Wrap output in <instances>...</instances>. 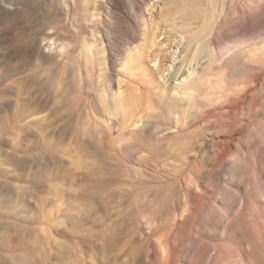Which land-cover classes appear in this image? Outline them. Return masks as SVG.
<instances>
[{"label": "rangeland", "instance_id": "374dc122", "mask_svg": "<svg viewBox=\"0 0 264 264\" xmlns=\"http://www.w3.org/2000/svg\"><path fill=\"white\" fill-rule=\"evenodd\" d=\"M232 1L0 0V264H212L219 251L215 264H264V90L263 104L223 113L259 91L248 79L264 67L234 48L264 46V13L239 17ZM226 13L234 26H219ZM193 34L204 74L222 81L191 103L165 100ZM189 187L208 198L191 226ZM236 221L243 236H224Z\"/></svg>", "mask_w": 264, "mask_h": 264}, {"label": "bare ground", "instance_id": "6f19581e", "mask_svg": "<svg viewBox=\"0 0 264 264\" xmlns=\"http://www.w3.org/2000/svg\"><path fill=\"white\" fill-rule=\"evenodd\" d=\"M232 3H234V12H236V15L237 16H239V17H242L243 15H245V14H251L252 12H254L255 14H256V16L257 17H262V14L264 13V0H245V1H242V0H233L232 1ZM222 11V10H221ZM98 15H96V13H94V15L92 14V17L94 18H92L93 19V21L95 20V19H97L98 17H97ZM222 16V15H221ZM228 19H229V15L226 13L225 15H223L222 16V18H221V20H220V22H219V26H222V25H233L234 26V24H232L231 22H228ZM97 20H95L93 23H95ZM260 22H261V20H260ZM237 26V25H236ZM234 29L237 31V32H244V29H239V28H236V27H234ZM177 29L176 28H174L173 27V31H176ZM93 32H94V34L95 35H100V30L99 29H95V30H93ZM165 34H167L166 36L167 37H169V34H171V32L170 31H166L165 32ZM172 35V34H171ZM50 36V35H49ZM94 36V35H93ZM193 36H195V34H193ZM95 37V36H94ZM101 37V36H100ZM99 37V38H100ZM143 37H144V40H145V47L146 48H149L150 46H151V44H150V42H151V40H152V38H153V34L151 33V32H145L144 34H143ZM185 36H183V39L185 40ZM95 39V38H94ZM97 39V38H96ZM153 42V41H152ZM204 41L203 42H201V40L200 39H198L197 38V36H195V39L193 40V42L192 41H188V44H190L191 45V47H193L192 48V50L194 51H192V52H189L187 49V51H185V50H181L180 49V45L178 46L177 45V50L174 52V54H173V62L175 63V64H177V66H176V68H175V71L173 72V74H172V76H171V78H170V80L172 81L171 82V85H170V87L169 88H167L166 87V89H165V93H164V95L166 96L165 97V100L166 99H168V101H169V99H171V101L172 100H180V101H188V102H193V100H194V98L195 97H199L200 96V94H199V89H200V87L201 86H205V85H207V86H212V89H215V88H213V86L214 85H218L217 83H220L222 80H221V76H220V80L221 81H219V82H216V81H213V79H210V77H207L205 74H204V71H205V62L203 63V60L204 59H202L201 58V56H200V54L198 53L200 50H201V48L203 47V45H204ZM154 44V43H153ZM52 45L53 44H51L50 46L52 47ZM89 46V48H87V49H89V53H92V54H95V49H96V47H97V45H95V44H88ZM49 46V47H50ZM85 46H87V44L85 45ZM55 48V47H54ZM151 48V47H150ZM186 48H187V46H186ZM135 49V48H134ZM136 50V49H135ZM60 51H62V49L60 50ZM134 51V50H133ZM101 52V51H100ZM237 52H243V54H244V56H245V58H247L248 59V61H250V63H252V64H255V65H257V68H258V66H262V67H264V46H262L261 48H251V49H248L247 50V48L246 47H239L238 48V46L236 45L235 46V48H234V53H237ZM181 54H183L182 56H181ZM91 55V54H90ZM98 55H100V53L98 54ZM131 56H129V57H131L130 59H128V60H130L132 63H134V62H138L137 60L135 61L134 59H135V57H136V55H135V52H132L131 54H130ZM94 57V56H93ZM212 59H214V58H212ZM92 62H93V60H92ZM130 62V63H131ZM131 63V64H132ZM210 63V62H209ZM93 64H94V62H93ZM135 64V63H134ZM213 65H214V63H212ZM211 65V64H210ZM127 66V65H126ZM212 66V65H211ZM202 67V70L200 69ZM213 68H214V66H213ZM260 69H262V68H260ZM167 71V70H166ZM165 71V72H166ZM206 71H208V69L206 70ZM208 72H210V71H208ZM211 72H212V69H211ZM148 73V72H147ZM146 75V74H145ZM216 76V75H215ZM152 77V76H151ZM154 77V76H153ZM164 77V76H163ZM212 77V76H211ZM213 77H214V74H213ZM216 78V77H215ZM219 78V77H218ZM217 78V79H218ZM150 79V78H149ZM153 79V78H152ZM249 81L248 82H253V84H255L257 87H260L258 90L259 91H257L256 89H250V86H248L249 87V90H247V91H245L244 89V94H243V96L241 97V99H240V101H232L228 106H224L223 108V113H225V114H227V120H232V118H230V115L232 114V113H235V114H237V112H238V108H240V107H243V106H250L251 105V103L252 102H255L257 105H261V104H263V100H260V101H258L256 98H255V95L258 93V92H261V91H263L264 90V69H263V71H262V73H260L259 75L257 74L256 76H250L249 77V79H248ZM218 81V80H217ZM248 82H247V84H248ZM153 84V83H152ZM250 84H252V83H250ZM252 84V85H253ZM148 86H150V85H148ZM220 86V85H219ZM153 87V86H152ZM211 88V87H210ZM151 89V88H150ZM149 89V90H150ZM217 89V91H218V89L219 88H216ZM155 90V89H154ZM145 91V90H144ZM215 91V90H214ZM216 92V91H215ZM215 92H213V93H215ZM240 92L242 93L243 91H241L240 90ZM218 93V92H217ZM139 94V93H138ZM164 95H163V97H164ZM219 96H221V95H219ZM117 96H115L114 97V99L116 98ZM118 97H120L121 98V96H118ZM124 97V96H123ZM122 97V98H123ZM126 97V96H125ZM140 97V96H139ZM137 98V99H139V101H138V103H139V106H138V104L136 103V110L138 109V114H140L141 116H143V115H145L146 113H148V109L150 108L151 109V106H150V104H149V108H148V104L146 105V107H144V104H143V101H144V93L143 94H141V97L140 98ZM113 98H112V100H114ZM129 100V99H128ZM134 100V99H133ZM133 100H132V102H133ZM141 100V101H140ZM170 101V102H171ZM123 101H122V99H119V98H116L115 99V103L117 104V106H118V108H121V111L123 112V114H124V110H126V112L129 110L127 107H125L124 106V103H122ZM126 102H128L129 103V101H126ZM135 102V101H134ZM114 103V105H116ZM131 103V102H130ZM225 103V102H224ZM223 104V103H222ZM125 105H126V103H125ZM256 105V106H257ZM116 106V107H117ZM127 106V105H126ZM129 106H131V104L129 105L128 104V107ZM132 107V106H131ZM135 107V106H134ZM125 108V109H124ZM133 108V107H132ZM149 109V111H151ZM135 109H133V111H134ZM116 111H117V108H116ZM132 110L130 109V111H129V114L131 115H129L128 113H126L125 112V114H127V116L129 117H127L125 114L123 115V116H126L127 118H128V120H131L132 119V114L130 113ZM185 111H187V110H185ZM121 112V113H122ZM150 114V113H149ZM182 114H184V111H183V113ZM182 114H180V112H177V111H174V110H169V115H170V118H173L174 119V121L175 122H177V123H180V121L182 120ZM120 115H122V114H120ZM147 115V114H146ZM185 115V114H184ZM125 117V118H126ZM131 117V118H130ZM134 117V116H133ZM185 118V117H184ZM127 120V119H126ZM183 122V121H182ZM235 122V121H234ZM129 123H131V121L129 122ZM125 124H127V121H126V123ZM172 130V128H170V130L169 131H171ZM242 136V134L239 132H235V133H232V134H228L227 135V138H226V141H223L224 143H227V147H228V149H227V155H230L231 154V152H233V150L235 149V147H236V143L239 141V138ZM220 137V136H219ZM223 142H221V143H223ZM218 144H220V143H218ZM185 150V149H184ZM182 152V151H181ZM186 154H188V153H186ZM185 154V155H186ZM182 157V156H181ZM190 157V156H189ZM240 164H241V161L240 160H238L237 161V166H240ZM189 182V181H188ZM187 182V183H188ZM186 183V182H185ZM184 183V184H185ZM183 184V183H182ZM191 184V183H190ZM195 184V183H194ZM200 184V183H199ZM202 185V184H201ZM185 186V188L184 189H186L187 187H188V185H184ZM187 186V187H186ZM195 186V185H194ZM204 186V185H203ZM183 187V186H182ZM191 187V186H190ZM190 187L188 188L189 189V191H190ZM195 189V188H194ZM205 189V188H204ZM203 188H202V190H204ZM192 190V189H191ZM196 190V189H195ZM192 190V191H190L189 193L190 194H196L197 195V199L198 200H200V202L198 203V209H197V211H196V214L195 215H192V216H189V218H188V220H186V224L187 225H189V226H191V225H193V224H195L196 223V220H197V218L201 215V213L206 209V207H207V204H208V198L206 197L207 195H206V193L204 194L205 196H203L202 194H203V192H201L198 188H197V190H199L202 194H201V196H200V193L198 194V191L196 190ZM183 191V190H182ZM185 193V192H184ZM187 193H188V191H187ZM186 197H187V195H185ZM263 196H264V192H263ZM189 198H190V196H189ZM188 198V199H189ZM196 200V199H195ZM209 204H212V203H209ZM213 205V204H212ZM216 207V206H215ZM208 214H210L211 215V217H213V218H216L217 216H216V214H215V211H213V210H210V212L208 213ZM209 216V215H208ZM210 220V219H209ZM217 220H220L219 218L217 219ZM217 220H213V221H215V223L217 222ZM210 221H212V220H210ZM212 224H213V222H212ZM217 225V224H216ZM255 228V227H254ZM257 228V227H256ZM261 228V227H260ZM263 228V227H262ZM221 229V228H220ZM219 229V230H220ZM218 230V231H219ZM222 230H223V235L224 236H233V235H235V236H237L238 238H241V236H243V233H241V229H240V227H239V221H236L235 223H231L229 226H225V227H223L222 228ZM257 230H258V228H257ZM244 231L246 232V230L244 229ZM256 231V230H255ZM263 231H264V228H263ZM259 232H262V231H259ZM221 233V234H222ZM222 235V236H223ZM183 238L182 237H180V240H182ZM248 239H249V237H248ZM250 239H251V237H250ZM246 240V237H243L242 239H241V241H245ZM247 241V240H246ZM250 241H253V239L252 240H250ZM249 242V241H248ZM252 243H250V245H251ZM245 245V244H244ZM248 245V244H247ZM252 246V245H251ZM220 247V246H219ZM215 248V247H214ZM248 248V247H247ZM250 248V247H249ZM162 249H163V247H162ZM176 250L178 249V248H175ZM175 249H173V250H175ZM222 249V248H221ZM251 249H252V247H251ZM179 250V249H178ZM194 250V249H193ZM162 251H164V250H162ZM196 251V250H195ZM217 251H219V249L217 250ZM249 251V250H248ZM222 252V251H221ZM221 252L219 251L218 253H219V255H218V257H216L215 259H214V263H212V264H215L218 260V258H219V256L221 255ZM173 253V252H172ZM204 253H205V250H201V252L198 254V255H196L197 256V260H198V262L202 259V256L204 255ZM217 253V254H218ZM190 254V253H189ZM216 255V254H215ZM246 255V254H245ZM172 256V255H171ZM194 256V255H193ZM192 256V257H193ZM214 258V257H213ZM222 258V257H221ZM213 261V260H212ZM202 262H203V260H202ZM229 262V261H228ZM227 262V264H229ZM168 263V262H167ZM200 263H201V261H200ZM211 263V262H210ZM223 263H225L224 261H223ZM234 263V262H233ZM232 263V264H233ZM169 264H177L176 263V261H173V260H171L170 262H169Z\"/></svg>", "mask_w": 264, "mask_h": 264}]
</instances>
